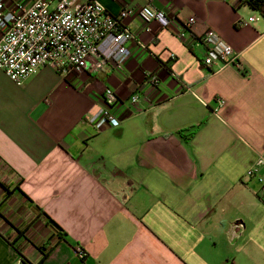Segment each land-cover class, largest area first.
I'll return each mask as SVG.
<instances>
[{"label": "crops", "instance_id": "1", "mask_svg": "<svg viewBox=\"0 0 264 264\" xmlns=\"http://www.w3.org/2000/svg\"><path fill=\"white\" fill-rule=\"evenodd\" d=\"M98 1L170 22L125 18L121 68L92 57L21 86L0 69V264H264V16L247 0ZM207 29L238 65L203 63ZM106 88L114 125L95 117Z\"/></svg>", "mask_w": 264, "mask_h": 264}, {"label": "built area", "instance_id": "2", "mask_svg": "<svg viewBox=\"0 0 264 264\" xmlns=\"http://www.w3.org/2000/svg\"><path fill=\"white\" fill-rule=\"evenodd\" d=\"M11 2L0 0V69L17 86L46 66L62 72L84 71L92 57H100L102 62L112 61L121 68L131 54L128 42L134 38L124 25L125 18L137 14L145 24L170 22L165 11L150 4L138 10L125 7L119 14L112 15L98 0ZM255 19L251 17L249 21ZM194 21L193 17L188 19L186 30L179 35L181 38ZM200 39L205 45L203 63L207 67L238 65L234 49L217 32L207 29ZM170 57L174 59L175 55ZM149 82L157 86L158 76L150 75ZM138 100L137 94L130 98L133 104ZM116 101L113 90L106 88L103 106L95 117L102 116L105 122L117 124L119 119L113 110ZM223 104L220 100L219 105ZM260 162L264 164V160ZM255 171L249 170L248 175ZM76 252L81 259L86 256L82 248H77Z\"/></svg>", "mask_w": 264, "mask_h": 264}, {"label": "trees", "instance_id": "3", "mask_svg": "<svg viewBox=\"0 0 264 264\" xmlns=\"http://www.w3.org/2000/svg\"><path fill=\"white\" fill-rule=\"evenodd\" d=\"M247 3L255 10L259 11L261 13V15L264 16V0H247ZM16 189H19L18 187H16ZM22 195H24L26 197V199H29L23 192ZM30 200V199H29ZM45 217H48L45 215ZM50 221L57 229L60 230V227L54 223V221H52L50 218H48ZM18 252H20L21 250L18 248L17 249ZM22 253V252H21ZM23 256V255H22ZM23 263L28 264L27 261L25 259L22 258Z\"/></svg>", "mask_w": 264, "mask_h": 264}]
</instances>
